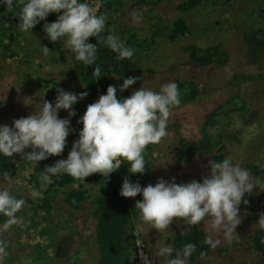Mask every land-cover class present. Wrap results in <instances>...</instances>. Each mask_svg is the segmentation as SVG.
<instances>
[{
    "label": "rangeland",
    "instance_id": "obj_1",
    "mask_svg": "<svg viewBox=\"0 0 264 264\" xmlns=\"http://www.w3.org/2000/svg\"><path fill=\"white\" fill-rule=\"evenodd\" d=\"M183 1L165 0L156 7L148 8L131 3L125 9L121 25L135 31L139 39L150 42L155 31L154 22H158L160 17L170 20L183 15L177 10V5ZM132 11L140 17L139 23L134 22L129 15ZM186 19L192 33L184 40L173 44L166 39H158L151 43L150 49L143 48L138 54L142 72L140 82L133 87L132 93L142 86L158 92L162 85L185 77L193 78L201 91L193 103L172 109L167 123V136L161 143L146 148L145 161L152 168L148 184L152 185L160 178L178 184L192 180L202 182L209 174L208 161L200 156L187 162L178 161V140H196L205 115L236 94L245 99L249 112L244 120L233 121L232 127L242 128L241 133L238 135L239 140L227 142L224 153L232 158L234 164H240L243 168L247 163L264 164V77L241 88H232L228 84L233 74L264 75V58L259 64H248L241 43L243 32L254 24L264 25V0H204L196 10L186 15ZM18 24L16 21L15 31L8 30L0 34V126L13 127L15 119L38 112L44 101L54 105L58 88L81 93L77 84L60 75L68 58L64 43L51 42L36 26L23 32ZM214 41L224 42L231 53V61L225 67L200 68L190 65L181 51V47L188 42L207 46ZM44 46L50 49L47 55L43 53ZM89 104L87 97L78 100L72 106L75 116H69V112L63 109L58 112L59 118L70 120L69 134L76 135V140L83 127L78 121ZM31 150L28 148L25 152ZM68 153L63 151L59 157L67 159ZM26 161L21 154H17L19 174L11 179L0 178V189L9 188L11 193L18 192L27 199L34 198L31 196L32 185L25 177ZM244 199L248 204L242 202L239 206L241 223L235 229L238 236L231 243L221 238V243L204 264H255L257 261V257L248 250L249 234L259 225L260 216L264 214V198L257 188L251 195L245 194ZM26 204L16 213L22 218V225H13L7 231H0V239L5 241L7 251L3 264L94 263L97 252L89 234L93 231L90 204H86L84 210L75 212L68 209L59 196L56 197L54 210L47 217L32 215ZM140 225L139 220L134 232L135 240L153 264H163V258H156L155 252L162 245L171 244L173 235L184 229L183 223L176 219L163 232L149 229L148 225H144L146 231L140 232ZM203 227L206 230V222ZM44 230L47 231L44 233ZM74 231L81 232L71 238L69 233ZM49 232L52 233L51 239ZM66 238L70 240L68 247L63 241ZM219 247H227V251L221 254L218 252ZM141 264H144L143 260Z\"/></svg>",
    "mask_w": 264,
    "mask_h": 264
},
{
    "label": "clouds",
    "instance_id": "obj_2",
    "mask_svg": "<svg viewBox=\"0 0 264 264\" xmlns=\"http://www.w3.org/2000/svg\"><path fill=\"white\" fill-rule=\"evenodd\" d=\"M2 3L18 17V28L23 32L32 30L46 20L50 13H57L55 22L44 24L43 30L50 41L55 43L62 40L75 54L77 61L88 66L95 63L96 44L87 41L90 37H100L108 19L106 14H97V7L80 0H20L17 10L13 0H2ZM129 15L134 22L139 23L140 17L135 11ZM101 39L118 54L120 60L130 59L134 55V49L126 47L115 34ZM42 50L44 55L50 51L46 46ZM101 71L97 65L93 75L99 79ZM138 79H123L120 91L134 85ZM57 93L54 105L44 101L38 112L15 119L13 127L0 126V154L6 157L21 154L23 159L37 164L49 156L63 153L70 133V120L59 118L58 112L63 109L69 112V116H75L72 106L88 93L75 94L59 88ZM180 103V89L175 82L162 85L158 92L142 86L122 99L117 98V88L109 85L106 94L87 105L78 121L83 125L79 139L73 142L67 159H60L52 166L45 167L40 177L41 188L52 182L51 177L64 174L76 180H85L92 174L107 178L125 162L130 166V174H144L146 148L161 143L167 136V123L172 109ZM211 134L215 135V130H211ZM28 148L32 150L25 152ZM207 167L210 171L202 182L192 180L178 184L160 178L155 185L141 187L139 182L133 183L125 177L120 195L134 198L142 194L143 197L135 203L141 221L138 231H146L144 225H148L149 229L163 232L176 219L183 220L188 230L206 222V245L215 250L221 238L231 243L238 236L235 229L241 223L239 206L242 202L248 204L244 199L245 194L251 195L257 188L264 191V180L254 177L249 169L240 164H234L231 157L220 162L210 160ZM3 177L10 179V172L5 171ZM39 195L40 191H31L32 197ZM25 203L24 199L16 198L9 188L0 189V214L7 218L0 226V231H7L13 225H22V218L16 213ZM258 224L264 229V214H261ZM181 234H186V231ZM195 251L196 245L193 243L185 244L182 250L165 244L155 252V257L163 258V264H189V258ZM6 255L5 241L0 239V264H3ZM206 255V252H200L201 259ZM139 256L144 264H153L145 252L141 251Z\"/></svg>",
    "mask_w": 264,
    "mask_h": 264
},
{
    "label": "trees",
    "instance_id": "obj_3",
    "mask_svg": "<svg viewBox=\"0 0 264 264\" xmlns=\"http://www.w3.org/2000/svg\"><path fill=\"white\" fill-rule=\"evenodd\" d=\"M165 0H101L97 14H106L108 19L104 31L100 37H90L88 43L96 44L97 53L96 61L93 65H86L75 59V54L65 48L68 54L66 67L60 72V75L67 80L77 84L81 92H87L86 96L90 103H94L97 94H106L109 85L117 88V98H127L132 94L133 87L140 82V73L142 72L141 62L138 58L139 51L143 48L150 49L152 42L158 39H166L168 42L175 44L180 40H184L192 30L189 26L186 15L196 10L204 0H185L177 5V10L183 15H179L174 19H162L154 22L155 31L152 34L151 41L139 39L135 31L129 27H123L121 24L125 9L131 3L141 7H156ZM16 9H19L20 0H13ZM85 2V0H80ZM62 14V13H60ZM57 13H50L46 20L36 25L37 29L44 32V24L55 22ZM16 21L20 22L13 12L7 10L6 6L0 0V34L3 31H15ZM116 28H119L116 30ZM114 30V31H113ZM109 34H115L124 42L126 47L134 49V55L130 59L120 60L118 54L113 52L102 41ZM63 42L62 40H58ZM241 43L244 49V59L248 64H259L264 58V25L254 24L241 35ZM53 44V43H52ZM145 46V47H144ZM182 53L187 58L190 65L205 68L209 66L225 67L231 61V53L224 42L214 41L212 44L203 46L200 43L188 42L181 47ZM99 65L102 69L101 77L98 79L93 75L95 67ZM1 76V71H0ZM129 77H139L137 82L123 92L120 86L123 79ZM264 75L261 74H233L228 84L232 88H241L252 82L261 80ZM179 89L181 103L179 108L193 103L200 95L198 83L193 78H176L173 80ZM249 112L245 99L240 94L229 96L223 104H218L212 108L204 117L199 130V136L196 140H188L179 138L177 146V159L180 162H187L194 157H203L206 160L222 161L226 158L224 153L227 142L239 140L238 135L241 133L240 127H232L234 120H244ZM250 120V119H249ZM211 130H215V135L211 134ZM76 135L69 134L67 144L64 151L70 152ZM65 159L59 156H49L47 159L39 161L37 164L26 161L27 170L25 177L28 183L32 185V189L40 191V195L35 198H25L20 193H12L18 199L26 201V207L33 215L43 217L49 216L55 207L56 197H62V203L68 209L79 212L85 209L86 204H90L92 210L90 216L93 224V231H90L95 250L96 258L93 264H138V250L134 232L139 223V210L135 208V203L142 200V194L134 198H124L120 195L123 180L127 177L131 182H139L141 187L148 185L152 168L146 162L144 174H130L129 165H121L120 169L104 177L100 174H92L85 180H76L71 176L64 174L61 177H51L52 182L41 188V175L45 171L46 166H52L56 161ZM233 161V160H232ZM244 168L249 169L254 177L264 180V164L247 163ZM9 171L11 178L19 174V166L17 163V154L13 157H6L0 154V178L3 173ZM210 171V170H209ZM10 178V179H11ZM264 198V191H261ZM6 217L0 214V226L6 221ZM184 225V229L177 231L171 241V246L176 250H182L185 244L193 243L196 245V251L189 258V264H204L213 253V249L204 243L208 233L203 227L204 223L192 226L188 230V226ZM47 230H44V233ZM186 234L182 235V232ZM81 232V231H80ZM74 231L69 233L75 237ZM89 232V229L87 230ZM48 233V232H47ZM50 239L52 233L49 232ZM64 245L70 244L69 238H66ZM248 250L257 257L255 264H264V229L258 225L249 234ZM76 252L75 250H73ZM207 253L203 259L200 258V252ZM227 247H219L218 252L224 253ZM175 253H173V256ZM24 264V263H18Z\"/></svg>",
    "mask_w": 264,
    "mask_h": 264
},
{
    "label": "built area",
    "instance_id": "obj_4",
    "mask_svg": "<svg viewBox=\"0 0 264 264\" xmlns=\"http://www.w3.org/2000/svg\"><path fill=\"white\" fill-rule=\"evenodd\" d=\"M85 2L89 3L90 5L97 7V10L100 6L101 0H85ZM100 95H102L101 93L97 94V100L99 99ZM136 246H137V250H138V264H141L142 259L139 256V253L142 251L140 245L138 244V241L136 240Z\"/></svg>",
    "mask_w": 264,
    "mask_h": 264
}]
</instances>
